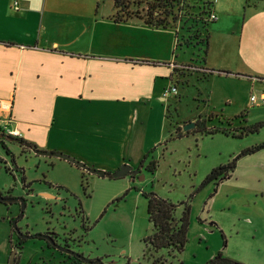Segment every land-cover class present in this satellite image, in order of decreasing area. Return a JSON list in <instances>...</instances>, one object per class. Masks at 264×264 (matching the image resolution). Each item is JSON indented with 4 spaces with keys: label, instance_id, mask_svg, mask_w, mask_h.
Wrapping results in <instances>:
<instances>
[{
    "label": "rangeland",
    "instance_id": "1",
    "mask_svg": "<svg viewBox=\"0 0 264 264\" xmlns=\"http://www.w3.org/2000/svg\"><path fill=\"white\" fill-rule=\"evenodd\" d=\"M121 1L128 3L127 8L121 6L124 12L143 16L149 12L150 1ZM156 10L163 12V7ZM170 28V64L175 63L177 69L172 80L157 79L149 109L146 150L142 163L133 167L138 173L101 177L65 159L36 155L29 148L23 149L16 140L4 137V145L0 143V192L8 191L25 199L19 227L39 233L51 230L61 243H68L72 250L99 259L102 264H159L147 254L144 241L152 232L144 196L150 192L174 203L190 204L184 249L175 257L160 250L158 255L166 259L163 264H204L219 253L241 263L262 264L264 219L258 214L264 209V199L247 202L243 193L234 194L233 181L202 185L213 168L227 163L244 149L242 145L247 139L220 132L201 134L193 131L195 127L177 136L183 124L191 121L205 123L207 127L227 125L243 109L240 107L250 106V95L259 92L251 90L246 81L228 75L214 73L199 79L203 75L202 45L190 40L196 41L197 46H186L181 38H188V42L192 34L201 35L200 25L177 21ZM164 89L169 93L164 99L158 98L157 93L161 90L163 93ZM252 108H256L254 112L264 111L263 105ZM119 124L125 125L126 120H119ZM90 138L82 136L74 142L68 136L63 140L84 149ZM94 154L102 163L114 158L112 154ZM239 159L244 167L247 159L244 156ZM152 160L156 161L154 171L148 167ZM181 209L182 206L177 209V215ZM6 214L9 212L0 202V224L6 221ZM251 214L252 222L247 219ZM2 236L0 233V241ZM2 254L0 264H6L9 256ZM19 256L20 264L76 263L64 253L51 251L39 239H27Z\"/></svg>",
    "mask_w": 264,
    "mask_h": 264
},
{
    "label": "crops",
    "instance_id": "2",
    "mask_svg": "<svg viewBox=\"0 0 264 264\" xmlns=\"http://www.w3.org/2000/svg\"><path fill=\"white\" fill-rule=\"evenodd\" d=\"M212 10L217 19L208 25L204 66L261 93L264 0H213ZM116 12L114 0H0V127L8 123L38 148L103 170L137 166L157 79L172 80L177 65L170 64V25L153 27L138 16L117 20ZM254 105L240 107L236 115L244 113V120L234 125L264 121ZM68 136L91 138L83 149L64 142ZM238 138L247 139L244 148L264 142V125ZM94 153L114 158L102 163ZM244 157V167L239 159L220 184L233 181L234 194L257 202L264 199V147ZM258 215L264 219V209ZM0 230V254L9 256L6 221Z\"/></svg>",
    "mask_w": 264,
    "mask_h": 264
},
{
    "label": "trees",
    "instance_id": "3",
    "mask_svg": "<svg viewBox=\"0 0 264 264\" xmlns=\"http://www.w3.org/2000/svg\"><path fill=\"white\" fill-rule=\"evenodd\" d=\"M148 2L149 12L146 16L141 15L140 13H134L130 11H125L121 8H127L128 3H124L121 0H114L115 7L117 12L115 18L117 20L127 19L128 17L138 16L143 18L144 22L153 27H166L174 22H190L197 23L200 25L201 35L196 32V34L191 35V39L187 42L183 37L181 42L188 45L201 44L202 56L200 60V68L203 69V75L199 79H206L209 75L213 73H218L220 71H215L214 69H209L204 66L205 55L207 53L208 47V25L213 22L209 18L210 12L213 9V0H145ZM163 7V12L156 10V8ZM195 35V36H194ZM177 38V43H179ZM190 40H197L191 41ZM189 65V64H187ZM177 68L173 66L172 73ZM228 73V72H226ZM166 118H169V113L165 112ZM245 114H238L235 116V119L227 121V125L219 126H210L200 124L196 122L194 132H200L201 134L212 135L217 132L224 133L226 135H231L233 137H242L249 133H255L259 130L261 126L264 125V121L256 122L253 124H244V125H234L236 122L243 123ZM179 128V127H178ZM177 128V129H178ZM188 132V131H187ZM0 143L4 145L2 138L7 137L14 139L18 144L24 148H33L36 147L35 144L24 140L23 138H13L11 135H5V131L0 127ZM264 147V142L259 144L246 147L238 152L230 161L227 163L213 168L210 173L204 179L202 185L209 183L211 181H216V183L223 181L230 177L231 173L234 171L236 161L245 155L254 153ZM147 155L144 156L146 158ZM142 163V161H141ZM149 169L154 171L156 169V161L152 160L149 164ZM80 168V167H79ZM82 169V168H80ZM84 170V169H82ZM144 196L147 201V214L149 222L152 225V232L144 239L147 254L153 256L155 262L163 264L166 259L161 255H158V252L164 249L168 255L175 257L178 253H181L184 249L185 243L187 242V232L189 227V214H190V204L188 202H179L174 203L173 201L159 196L155 192L144 193ZM182 206L181 212L177 215V209ZM81 260L77 259L75 264H79ZM204 264H245L238 261H235L231 258L223 256L221 253L210 258Z\"/></svg>",
    "mask_w": 264,
    "mask_h": 264
},
{
    "label": "water",
    "instance_id": "4",
    "mask_svg": "<svg viewBox=\"0 0 264 264\" xmlns=\"http://www.w3.org/2000/svg\"><path fill=\"white\" fill-rule=\"evenodd\" d=\"M196 126V122L195 121H191V122H187L185 124H183L181 130L177 133V136H180L182 135L183 132H187L189 131V129L193 128ZM1 136V135H0ZM32 151L35 153V154H38V155H41V156H54V157H58V158H61V159H65L77 166H79L80 168L90 172V173H95L101 177L103 176H110L112 178H118V177H122V176H125V175H135L136 173H138L139 170L137 169H134L131 165H129L128 163H123L121 164L117 169H115L114 171L112 172H107L103 169H97L93 166H89L87 165L86 163L76 159L75 157L65 153V152H62V151H56V150H47V149H39V148H32ZM0 200L2 202H4L5 204L6 203H13V202H16V201H20V213L19 215L15 216L11 223H12V228H14L16 230V232L20 235H23L21 233V231L18 229L17 227V220L19 218L22 217L23 215V209L25 207V202H24V199L22 197H4L1 195L0 193ZM27 237H30L27 236ZM55 248L60 250V251H63L69 255H73L77 258H79L80 260L84 261V262H87V263H90V264H102L101 260L99 259H92V258H89L87 256H84L83 254L79 253V252H76L62 244H59V243H55ZM14 254H15V250L13 249L10 257H9V264H12L13 262V258H14Z\"/></svg>",
    "mask_w": 264,
    "mask_h": 264
},
{
    "label": "flooded vegetation",
    "instance_id": "5",
    "mask_svg": "<svg viewBox=\"0 0 264 264\" xmlns=\"http://www.w3.org/2000/svg\"><path fill=\"white\" fill-rule=\"evenodd\" d=\"M33 148H38L37 146L36 147H33ZM30 151H32V148H29ZM41 149V148H39ZM34 153V152H33ZM35 154V153H34ZM38 155V154H36ZM2 196L4 197H15V196H12L11 194H9L8 191H4V192H0ZM23 198V197H22ZM24 199V198H23ZM1 204L3 205V207L5 208V210L7 212H9V214L5 217V220L7 221L8 223V226L10 228V236H9V245H10V252H9V257L13 251V249L15 250V254H14V258H13V262L12 264H20V256H19V252L22 250L25 242L27 241V239H39V240H43L47 246V248H50L51 251H59L61 253H64L66 254L68 257H72L76 260L77 262V257L73 256V255H69L63 251H60L58 249L55 248V243H59V244H62L70 249H72L68 243L64 242V243H61L57 236L55 235V233L51 230H46L44 232H30L28 229H22L21 227H19L18 223L20 221V219L22 218H19L17 220V227L18 229L21 231V233L23 235H20L16 232V230L14 228H12V219L19 215L20 213V201H16V202H13V203H4L0 200ZM24 202H25V207H26V201L24 199ZM12 206H14L15 208H13ZM24 207V208H25ZM23 212H24V209H23ZM30 237H27L29 236ZM70 235V234H69ZM9 257H8V261H7V264H9ZM80 260V259H79ZM81 262H84L81 260ZM75 264V263H74Z\"/></svg>",
    "mask_w": 264,
    "mask_h": 264
},
{
    "label": "built area",
    "instance_id": "6",
    "mask_svg": "<svg viewBox=\"0 0 264 264\" xmlns=\"http://www.w3.org/2000/svg\"><path fill=\"white\" fill-rule=\"evenodd\" d=\"M209 18L211 20H216L217 19V14L212 10L210 12ZM171 90L176 92V88L175 87H172ZM168 93H169V91L166 89L164 91L163 95L166 96ZM250 101H251V104L263 105L264 106V91H262L259 94H251L250 95ZM2 128L4 129L5 133L8 134V135L16 136V137H19V135H20V133H19V131L17 129L8 127V123Z\"/></svg>",
    "mask_w": 264,
    "mask_h": 264
}]
</instances>
